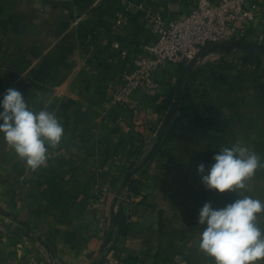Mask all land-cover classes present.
Segmentation results:
<instances>
[{"label":"crops","instance_id":"obj_1","mask_svg":"<svg viewBox=\"0 0 264 264\" xmlns=\"http://www.w3.org/2000/svg\"><path fill=\"white\" fill-rule=\"evenodd\" d=\"M198 1L0 0V102L14 88L30 108L54 112L65 133L35 172L0 133V264H212L196 246L199 210L206 202L222 208L236 194L206 190L197 166L206 175L214 155L238 141L264 158V57L258 68L241 53L200 60L199 93L182 100L162 150L137 173L143 182L131 205L119 199L125 189L117 197L125 165L142 163L154 145L179 67L164 65L159 88L136 91L130 107L110 104L152 41L146 11L184 18ZM254 5L247 40L264 44V0L245 8ZM245 194L264 200V169ZM118 213L127 233L103 250Z\"/></svg>","mask_w":264,"mask_h":264},{"label":"clouds","instance_id":"obj_2","mask_svg":"<svg viewBox=\"0 0 264 264\" xmlns=\"http://www.w3.org/2000/svg\"><path fill=\"white\" fill-rule=\"evenodd\" d=\"M0 108L6 144L32 171L46 166L49 150L57 149L65 135L57 115L47 107L30 108L14 88L6 90ZM213 159L206 175L205 165L197 166L202 184L209 191L235 193L236 198L222 208H213L211 202L202 206L197 250L212 264H264V200L245 194L256 171L264 169V158L238 141L222 147Z\"/></svg>","mask_w":264,"mask_h":264},{"label":"built area","instance_id":"obj_3","mask_svg":"<svg viewBox=\"0 0 264 264\" xmlns=\"http://www.w3.org/2000/svg\"><path fill=\"white\" fill-rule=\"evenodd\" d=\"M246 1L199 0L184 18H165L160 11H146V25L152 41L142 47L133 66L123 72L121 84L112 93L110 104L130 107L136 91L150 94L159 88L155 73L164 65L172 64L180 69L210 43L247 40L248 23L255 16L256 5L247 10ZM113 48L120 55H126L120 43H113ZM199 62L194 67H198ZM120 201L131 205L132 195L125 192ZM112 230L115 238L118 233L114 227ZM112 264H120V259L114 258Z\"/></svg>","mask_w":264,"mask_h":264},{"label":"water","instance_id":"obj_4","mask_svg":"<svg viewBox=\"0 0 264 264\" xmlns=\"http://www.w3.org/2000/svg\"><path fill=\"white\" fill-rule=\"evenodd\" d=\"M214 52L221 53L224 55H230L233 53H241V52L264 54V44L263 43H256V42H252V41H248V40H232V41H226V42H221V43H210V44L206 45L205 47H203L202 49H200V51L195 55V57L185 66L184 72L180 75V77L177 81V84H176L173 100H172V102H171L160 126H159L156 141H155L154 145L152 146V148L147 153V155L144 157L140 166H145L147 163H149V161L152 159V157L154 156V154L158 150L159 146L163 142V139H164V137L167 133V130H168V126H169L170 122L172 121V119L175 117V115L178 111V108H179V106L182 102V99H183V85L185 82L186 72L191 71L199 60L204 59L207 55H209L210 53H214ZM136 171L137 170L132 171L131 173H129L125 177V179H124V181H123V183L119 189L117 197H119L121 195L123 189L125 188V185H126L128 179ZM116 202H117V198L115 200V204H116ZM115 222H116V215L112 214V224L115 225ZM26 234L29 235L28 233H26ZM113 239H114V231L112 230L109 234V237H108L106 243L103 246V250L106 249V247L110 244V242Z\"/></svg>","mask_w":264,"mask_h":264},{"label":"trees","instance_id":"obj_5","mask_svg":"<svg viewBox=\"0 0 264 264\" xmlns=\"http://www.w3.org/2000/svg\"><path fill=\"white\" fill-rule=\"evenodd\" d=\"M241 53H242L241 59H242L244 64L255 65L256 68L260 67L261 62H262L263 57H264V54L249 53V52L248 53L247 52H241ZM184 69H185V66L180 68V70H179L180 75L184 72ZM202 76H203V73H202V70L199 69V67H194L191 71L186 72V74H185V82H184V85H183V99H185L186 97H188V98L193 97L195 94L199 93V89L196 88V86H195V80H197V78L202 77ZM170 103H171V101H170ZM167 108H168V106H167ZM167 108H166V110H167ZM167 136H169V133H166L164 141L159 146L157 151H161L162 150V146H163ZM140 165H141V163H133V162H131L128 165H125L126 168H127L125 177L129 173H131L132 171L137 170L128 179V181H127V183L125 185V188H124L131 195L140 192V187H141L140 185L143 182V178L136 177V175L139 172L146 171V166L148 165V163L145 166H140ZM113 227L116 229L118 234L127 233L128 223H127L126 219L121 216L120 213H118L116 215V222H115V225H113Z\"/></svg>","mask_w":264,"mask_h":264},{"label":"rangeland","instance_id":"obj_6","mask_svg":"<svg viewBox=\"0 0 264 264\" xmlns=\"http://www.w3.org/2000/svg\"><path fill=\"white\" fill-rule=\"evenodd\" d=\"M239 54V53H238ZM242 54V53H241Z\"/></svg>","mask_w":264,"mask_h":264}]
</instances>
